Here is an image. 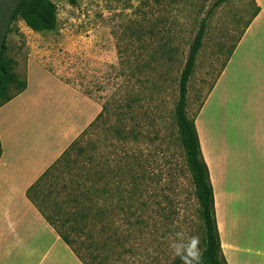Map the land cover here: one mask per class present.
Segmentation results:
<instances>
[{
    "label": "rangeland",
    "instance_id": "obj_1",
    "mask_svg": "<svg viewBox=\"0 0 264 264\" xmlns=\"http://www.w3.org/2000/svg\"><path fill=\"white\" fill-rule=\"evenodd\" d=\"M52 1V31L35 32L21 20L11 21L6 55L16 63L13 70L25 81L27 63H36L105 109L67 150L69 157L57 159L31 192L33 201L80 248L84 264H182L169 249V237L177 231L199 236L203 250L204 229L173 108L189 46L216 0ZM256 13L253 0H225L207 19L186 95L187 116L204 151L209 123L213 135L221 117L227 149L239 133L252 143L255 134L262 143L264 111L255 103L260 107L264 101V71L255 64H264V24L245 32ZM51 86H46L50 105L36 109L40 116L61 113ZM16 92L10 87L7 93ZM217 100L225 102L224 116L215 111ZM78 147L83 152L77 156ZM230 161L232 180L223 184L232 194L224 204L225 225L236 219L243 224L245 206L256 209L245 214L248 227L231 253L239 264H264V194L251 200V184L239 182L237 164ZM216 171L212 167L215 193L222 188ZM133 175L140 178L136 191ZM255 183L264 191V178ZM80 185H93L97 210L88 215L83 232L70 229L83 226L72 202L81 196Z\"/></svg>",
    "mask_w": 264,
    "mask_h": 264
},
{
    "label": "crops",
    "instance_id": "obj_2",
    "mask_svg": "<svg viewBox=\"0 0 264 264\" xmlns=\"http://www.w3.org/2000/svg\"><path fill=\"white\" fill-rule=\"evenodd\" d=\"M253 1L257 13L245 32L255 23L264 24V0ZM255 66L263 73L264 64L256 63ZM32 69L37 70L36 74ZM25 81V89L0 106V264H82L57 236L28 192L89 127L101 110L99 105L93 104L36 63H27ZM48 84L53 85L51 88L62 103L61 113L56 116L44 113L40 116L36 110L41 104L47 105V99L51 100L46 89ZM221 96L224 97L223 91ZM217 101L215 111L224 116L225 102ZM260 103V107L255 103L256 108L264 111V101ZM223 120L224 117L216 120V126L213 127L217 131L216 135L214 131L212 135L209 123L208 142L211 141V146L207 142L205 151L198 132L197 136L213 191L222 256L226 264H239L231 251L242 241L243 229L248 227L245 214L249 211L253 213L256 209L254 204L250 208L245 206L243 224L236 219L234 225L227 228L224 204L231 199L232 194L230 189L223 188V184L227 187L232 180L230 174L233 171L228 173L230 155L235 157L230 162L237 164L239 182L251 184L250 199L255 201L256 196L264 194V191L256 190L255 183L256 178H264V135L259 146L257 135L254 134L252 143L250 136L239 133L234 137L235 146L227 149L226 136L222 131L225 126ZM261 122L264 127V121ZM257 123L258 120L255 121ZM212 167L214 172L218 168L216 172L222 179L219 182L222 188L217 193ZM238 213H241L240 209Z\"/></svg>",
    "mask_w": 264,
    "mask_h": 264
},
{
    "label": "trees",
    "instance_id": "obj_3",
    "mask_svg": "<svg viewBox=\"0 0 264 264\" xmlns=\"http://www.w3.org/2000/svg\"><path fill=\"white\" fill-rule=\"evenodd\" d=\"M225 0H216L212 7L208 10L205 18L201 20L199 28L189 46L188 54L184 62V66L180 72L178 80V97L173 108V119L175 126L178 131L180 146L184 152L185 163L187 171L190 172L191 180L194 186V194L199 206V215L202 221L204 229V239H203V264H226L221 255L220 240L215 220L214 213V198L213 191L209 180L208 168L203 160L200 150V144L197 136V131L193 121H190L187 116V86L189 78L192 74L193 67L195 65L196 56L201 47L202 38L207 27V19L210 17L214 10L221 5ZM55 14H56V4L52 0H21L18 7L13 15L12 22L15 20H21L29 29L35 32L41 31H52L55 27ZM10 21V25H11ZM10 26L8 28L7 34L10 33ZM6 34V37H7ZM16 65L15 61L6 55V38L3 43L2 50L0 52V106L11 100L18 93L22 92L26 87V81H20L17 74L14 72L13 68ZM10 87H16L18 92L13 96H9ZM105 107H102L104 110ZM101 110V111H102ZM100 117V113L97 115L95 120L89 125V127ZM118 133L125 135L123 129H119ZM75 142V141H74ZM73 142V143H74ZM73 143L67 148H71ZM65 150L62 157H69V154ZM83 149L78 147L75 153L78 155L82 154ZM64 161V159H63ZM56 162V161H55ZM66 161H64L65 163ZM58 163V162H57ZM55 164V163H54ZM56 166V165H55ZM52 166L41 176L38 182L29 189V197L32 198L30 192L38 188L42 180L48 176V172L51 169H55ZM140 180L139 176L133 175L132 182L134 185V190L136 191L137 181ZM84 187L83 185L78 186L80 195L74 197L72 202H76L74 206L75 215L78 214L81 223H83L82 228L73 225L70 227L71 231L83 232L88 229L87 227V217L89 214H97L95 205L92 203L93 196L95 195L94 188ZM99 214V213H98ZM46 221L54 228L57 236L70 248V250L75 254L79 261L83 263L79 257L78 251L80 248L74 247V242L65 233L58 231L54 224L42 213ZM90 234V232H88ZM92 234V232H91ZM90 234V237H91ZM86 238L88 234H85ZM90 245V244H89ZM95 259V258H93Z\"/></svg>",
    "mask_w": 264,
    "mask_h": 264
},
{
    "label": "clouds",
    "instance_id": "obj_4",
    "mask_svg": "<svg viewBox=\"0 0 264 264\" xmlns=\"http://www.w3.org/2000/svg\"><path fill=\"white\" fill-rule=\"evenodd\" d=\"M199 236L177 231L169 237V249L182 264H203V253Z\"/></svg>",
    "mask_w": 264,
    "mask_h": 264
},
{
    "label": "water",
    "instance_id": "obj_5",
    "mask_svg": "<svg viewBox=\"0 0 264 264\" xmlns=\"http://www.w3.org/2000/svg\"><path fill=\"white\" fill-rule=\"evenodd\" d=\"M21 0H0V52L6 38L10 21Z\"/></svg>",
    "mask_w": 264,
    "mask_h": 264
}]
</instances>
